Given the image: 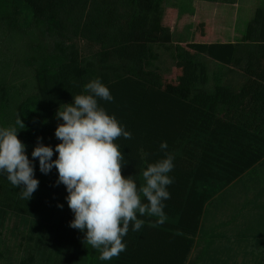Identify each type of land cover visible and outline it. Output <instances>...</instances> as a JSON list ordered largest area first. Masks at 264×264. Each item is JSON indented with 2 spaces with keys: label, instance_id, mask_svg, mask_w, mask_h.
Returning <instances> with one entry per match:
<instances>
[{
  "label": "trees",
  "instance_id": "16d2710c",
  "mask_svg": "<svg viewBox=\"0 0 264 264\" xmlns=\"http://www.w3.org/2000/svg\"><path fill=\"white\" fill-rule=\"evenodd\" d=\"M168 1L0 0V127L19 130L21 118L26 127L18 138L30 160L38 137L53 149L60 143L57 110L97 78L113 97L99 106L131 133L114 141L124 156L122 174L139 186L149 164L174 156L166 220L137 214L142 228L130 226L126 250L110 261L99 260L85 233L69 226L74 214L55 168L43 174L32 160L39 187L29 200L0 173V264H219L209 250L226 233L211 224L206 235L209 205L230 200L241 177L264 165V0L235 42H197L204 21L175 36L165 23L167 8L177 20L195 8ZM164 53L180 71L174 81L163 75ZM236 70L239 85L229 80ZM257 181L246 185L264 196ZM199 247L207 258L193 257Z\"/></svg>",
  "mask_w": 264,
  "mask_h": 264
},
{
  "label": "clouds",
  "instance_id": "9594fccd",
  "mask_svg": "<svg viewBox=\"0 0 264 264\" xmlns=\"http://www.w3.org/2000/svg\"><path fill=\"white\" fill-rule=\"evenodd\" d=\"M98 100L112 101L108 87L99 78L84 85L83 94L73 96V103L62 104L56 118L62 120L55 129L60 141L55 148L37 138L31 156L39 160V170L48 174L55 168L56 184H63L69 209L74 219L69 226L85 233L84 243L100 252L99 260L110 261L126 250L124 237L130 226L138 231L143 226L140 216L149 215L166 220L164 201L170 199L168 186L173 183L169 173L174 169V156L149 164L142 171L144 183L139 185L132 176L122 174L124 156L120 137L131 139V133L99 106ZM19 130L25 129L17 118ZM16 126L0 127V173L21 188V198L29 200L39 187L26 145L18 138ZM161 150L168 145L162 142ZM54 152L57 158L52 159ZM62 208L63 205H58Z\"/></svg>",
  "mask_w": 264,
  "mask_h": 264
},
{
  "label": "rangeland",
  "instance_id": "374dc122",
  "mask_svg": "<svg viewBox=\"0 0 264 264\" xmlns=\"http://www.w3.org/2000/svg\"><path fill=\"white\" fill-rule=\"evenodd\" d=\"M170 1L176 2V0ZM261 1L237 0V3L230 4L205 0H188L186 6L192 5L195 8V14L177 20V12L174 9L167 8L165 23L172 28L176 36L185 31L184 27L186 25L204 21L206 23V33L196 35L195 40L197 42H235L245 31L255 8ZM80 45L83 44L80 43ZM209 62L213 65L210 59ZM161 66L164 77L169 81H174L180 72L172 59L165 53L162 57ZM229 80L239 85L243 81V75L239 70H236L229 74ZM258 169L257 175H253L254 172L243 175L240 182L234 184L235 186L230 190V200L225 198L226 200L218 206V201L215 199L209 205L205 216L206 230L212 224L219 227L217 228L218 232L226 233V237L221 236L215 240L218 248L214 245L209 250L214 257L220 258L219 264H256L259 260H264V209H261L264 196L257 192V186L246 185V181L253 183L258 180L257 182L264 183V165ZM254 204L259 206L256 209L261 210L256 212L253 207ZM254 223L257 227L256 231L254 233L247 232L246 229ZM208 234H210L209 229L206 232V235ZM206 243V241H203L201 246ZM200 249L201 247L194 251L193 257L200 253L201 256L204 255L207 258V255L202 253Z\"/></svg>",
  "mask_w": 264,
  "mask_h": 264
},
{
  "label": "crops",
  "instance_id": "0c3cea01",
  "mask_svg": "<svg viewBox=\"0 0 264 264\" xmlns=\"http://www.w3.org/2000/svg\"><path fill=\"white\" fill-rule=\"evenodd\" d=\"M196 1V0H195Z\"/></svg>",
  "mask_w": 264,
  "mask_h": 264
}]
</instances>
